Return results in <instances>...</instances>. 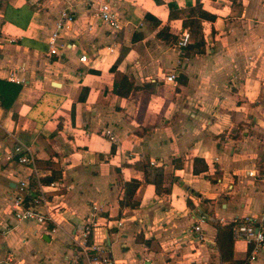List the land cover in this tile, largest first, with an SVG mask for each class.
<instances>
[{
  "label": "crops",
  "instance_id": "1",
  "mask_svg": "<svg viewBox=\"0 0 264 264\" xmlns=\"http://www.w3.org/2000/svg\"><path fill=\"white\" fill-rule=\"evenodd\" d=\"M69 1L72 28L51 53L46 38L67 0H0V79L20 83L10 108L0 105V264H76V255L84 264L78 236L90 218V239L114 264H220L216 222H264V0H173L199 1L216 15L202 22L201 53L177 46L188 29L168 20L169 0H109L122 14L117 30L98 20L95 5ZM5 5L19 25L4 18ZM155 19L176 42L156 35ZM123 73L137 85L127 96L113 90ZM14 142L31 148L40 177H55L43 223L12 215L10 193L27 174ZM137 160L149 177L162 169L169 191L156 192ZM130 178L140 182L135 204L120 210ZM233 240V257L248 258L252 244ZM248 260L264 264V244Z\"/></svg>",
  "mask_w": 264,
  "mask_h": 264
},
{
  "label": "built area",
  "instance_id": "2",
  "mask_svg": "<svg viewBox=\"0 0 264 264\" xmlns=\"http://www.w3.org/2000/svg\"><path fill=\"white\" fill-rule=\"evenodd\" d=\"M84 2L90 3L92 6L95 5L94 14L98 17V20L104 22L112 29L117 30L122 28V14L119 8L112 2L109 0H84ZM75 12L74 4L69 0L58 10L54 19V24L46 38L51 53H57L59 48L65 46V43L60 42L59 38L66 29L72 28ZM188 39L189 31L184 30L177 41V46H185L188 43ZM79 58L85 60V53H82ZM174 78L175 74L173 72L166 75L167 80H173ZM10 79H12L11 81L18 82V80H15L13 77ZM104 132L109 135L111 139L114 138L108 128H105ZM13 151L18 154L17 160L24 166L27 174L22 175V177L17 180L16 190L10 193L9 198L12 206V215L17 220H35L36 222L43 223L48 218H51L49 200L45 192L46 188L53 185L54 182L43 184L39 181L40 175L36 164V157L30 147L20 142H14ZM32 175L35 178L33 184L30 183ZM230 222L233 223V238H243L249 244H252L248 258L250 260L255 259L257 253L262 249L264 244V222L253 215L236 216L232 218ZM121 223V220L117 221V225ZM96 224V220L93 221L91 218L80 224L78 244L81 248V252H84L86 256V262L84 264H114V260L103 248L102 242L100 243L90 239V234ZM191 230L196 238H204L199 223L192 224ZM7 258L12 259L10 255L7 256ZM77 259L78 255L75 256L74 260L76 264H78Z\"/></svg>",
  "mask_w": 264,
  "mask_h": 264
},
{
  "label": "trees",
  "instance_id": "3",
  "mask_svg": "<svg viewBox=\"0 0 264 264\" xmlns=\"http://www.w3.org/2000/svg\"><path fill=\"white\" fill-rule=\"evenodd\" d=\"M155 1L160 2V0ZM167 6L168 20L179 18L181 20V28L188 29L189 31L188 43L185 46H181V48L187 53H189V51L198 53L203 52L205 47V38L202 22L203 20L212 21L215 19L216 15L204 9L201 2L199 1H196L194 4L188 3L185 7H178L175 1L169 0L167 1ZM4 8V18L19 25L20 21L18 20V18L14 17V15L9 12V6L5 5ZM32 9V6L26 7L27 13L25 14V20H28V16L32 12ZM14 11L17 14L20 13V10ZM158 25H160V27L156 32L157 36L165 39L168 42L177 41L178 35L169 31V25L167 23L161 25V21L155 19L153 21V26L157 27ZM110 68L114 69V66L111 65ZM134 87H137V85H135L128 79V75L126 73H123L118 79L115 80L113 90L115 93L121 96H127ZM19 89L20 83L7 79H0V105L5 109H9L14 99L16 98ZM12 116L15 117L16 115L13 113ZM193 163L194 166H199V170L207 169V163L203 158L195 156L193 158ZM132 165L145 171L146 179L154 184L156 192L162 193L169 191L168 187H162V169L155 168L153 176L149 177L150 171H148L147 169V164L142 162V160H137ZM54 179L55 177L53 173L39 177V181L43 184H49ZM34 182L35 178H30V183L33 184ZM139 183V180L136 178H130L129 180L124 181L123 195L119 202L120 210L123 207L134 206L135 202L133 199V195ZM232 227V222L227 224H221L219 222L215 223V242L219 252L220 264H249L247 256L244 258L233 257L234 240L232 236ZM249 251L250 246L248 249V254Z\"/></svg>",
  "mask_w": 264,
  "mask_h": 264
},
{
  "label": "rangeland",
  "instance_id": "4",
  "mask_svg": "<svg viewBox=\"0 0 264 264\" xmlns=\"http://www.w3.org/2000/svg\"><path fill=\"white\" fill-rule=\"evenodd\" d=\"M263 94H264V93H262V97H263Z\"/></svg>",
  "mask_w": 264,
  "mask_h": 264
}]
</instances>
